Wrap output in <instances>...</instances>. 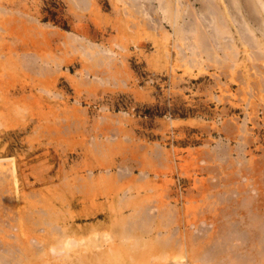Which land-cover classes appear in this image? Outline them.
Instances as JSON below:
<instances>
[{
    "label": "rangeland",
    "instance_id": "rangeland-1",
    "mask_svg": "<svg viewBox=\"0 0 264 264\" xmlns=\"http://www.w3.org/2000/svg\"><path fill=\"white\" fill-rule=\"evenodd\" d=\"M121 1L90 0L80 10L67 0H0V59L8 61L0 83L10 104L0 117V161L16 176L5 193L13 204L2 215L12 219L7 235L51 243L56 234L46 235L37 216L24 217L48 209L58 212L53 227L79 249H105L116 239V215L129 213L116 208L125 194L161 213L145 239L171 235L183 248L230 247L231 258L248 264L252 243L230 236L221 216L237 208L264 212V90L250 96L242 66L220 78L212 62H192L166 24V33L149 29ZM35 21L47 28L37 30ZM67 35L101 50L114 66L95 67L66 44ZM26 54L50 62L54 73L15 67ZM94 143L103 145L101 154L93 153ZM217 147L229 154L215 160ZM156 149L164 161L153 160ZM124 169L131 175L115 178ZM100 173L110 174L106 184L76 193L80 176Z\"/></svg>",
    "mask_w": 264,
    "mask_h": 264
},
{
    "label": "bare ground",
    "instance_id": "bare-ground-1",
    "mask_svg": "<svg viewBox=\"0 0 264 264\" xmlns=\"http://www.w3.org/2000/svg\"><path fill=\"white\" fill-rule=\"evenodd\" d=\"M67 1L80 10H87L90 4V0ZM121 2L124 3H122L123 5L127 6L132 14L138 15L142 20L144 19L143 21H146V25L149 29L166 33V24L177 41H180L182 46H187L185 50L187 49L190 51L192 62H194L193 60H199L197 58H203L208 62H212L218 70V76L220 78L226 74L228 70L231 71L238 66H242L243 69L247 71L244 80L249 87V91L252 93L250 96H252L254 92L261 94L264 90V0H122ZM2 10L3 9L0 7V13H2ZM35 23L37 30L42 27L47 28V26L38 24L37 21H35ZM68 35L63 37L66 40V44L69 45L74 52L77 51L87 61L90 59L89 62L92 61V65H97H94L97 68H99L98 66L110 67L113 65V61L107 58L101 50H97L96 47L94 48V46L86 43L87 41L85 42V40L81 38L78 39L76 36L73 37ZM179 51L181 54L183 52V47L181 49L180 46ZM51 60H53V58ZM43 61H45V58ZM6 62L8 63L7 59L4 63L0 59V68L2 65L5 66V64H7ZM49 63H42L38 55L26 54L22 56V58L20 57V61H17L18 65L16 64L17 66L15 67L37 76H42L43 74L50 76L49 72H53L50 68L53 65L50 66ZM250 71H253V73L251 74ZM229 74L230 76L232 75V73ZM84 76L85 75H82L81 78L83 79ZM0 90L3 95L2 100H0V117L3 118L9 112L10 104L7 101L6 95L8 91H6V86L3 83H0ZM262 111L264 115V109ZM228 127L230 130L233 129L232 126ZM93 145H95V143ZM102 146V144L100 145L97 143L94 148H92L95 150H93V153L95 152L97 155L101 154L102 151H104ZM227 152L226 148L217 147V150L215 149L212 152V157L215 160H220L229 154ZM152 157L154 161H160L159 159L164 161V157L161 158V151L159 152L157 149L153 150ZM1 165L0 161V264H57L55 263L57 261H54L57 260V258L61 259L58 264H187L185 261L181 262L186 258H188L192 264H247L246 261L248 259L246 261L242 259H239L241 261H236L238 258H231V254L228 253L230 247L219 249L216 252L210 247H205L204 249L200 247V249H196L195 246L191 245L189 248H183L180 243L181 246L179 244L176 245V241L171 235L162 238L156 237L153 238V240L147 239L150 238L149 236L145 239V235L150 232L151 224L156 219H159L158 216L161 213L158 210L157 212H159V214L156 216L153 215L152 206L147 204L142 205V203L139 204L133 197L126 196L125 194H122V197L117 200L116 208L117 206L120 210L122 207L128 208L129 213L125 216L116 215V222H113L115 230L113 234L116 236V239L113 243H108L109 245L105 249H94V251H92V249H86V247L79 249L75 245V241L73 239L71 240L69 236L67 237L68 234H66V232L59 231L57 230L58 228L53 227L54 223L59 219L57 218L59 217L57 216L58 212L55 213V211H53L49 214V212H47L48 209L47 211H44V209L36 210L37 212L35 211L34 213L33 211L32 213L29 211L30 213L28 212L29 214H27L26 212V216L24 217L31 220L32 217L30 215L37 216L38 219L41 220V228L45 227V229H42L46 235L52 236L51 233H53V235L56 234L54 236L58 238L54 237V241L50 243L46 240H39L38 242L34 240V242L33 239L32 241L29 238L26 240L25 237L24 240H22L19 236L12 237L13 235L10 234L11 232H9V236L4 228L7 225H5V221L7 220L11 223L12 219L7 218L8 216H4V218L7 219L3 221L2 215L5 210L6 212H11V208H13V204H11L12 200H8L9 197L6 198L5 193L8 192L7 190H9L11 184L16 185V176L13 168L3 170ZM126 171L128 174H126ZM129 173L131 175L129 170L124 169L122 173L115 174V178H121V176L123 177L125 174L129 175ZM109 175L108 173H105V175L100 173L97 178L93 174L80 176L79 179L77 178L79 184L73 185V187H76V193H85V191L88 190L93 191V189H95V184H99L100 186L104 185V183L106 184V181L110 180L108 179ZM99 185L97 187H99ZM89 194L92 195L91 193ZM98 195H101V193H98ZM244 203L246 202L244 201ZM241 204H243V202ZM118 208L117 210H119ZM112 210L115 211L116 209L114 208ZM222 214V221L224 220L228 226L229 224L231 226V230L229 229L228 231L233 232V234L231 233L230 236L233 237L237 234V239H248L252 243L251 247L255 250V253L251 259L249 258L250 262L255 260V262H253L254 264H264V212L260 210H248L247 208H243V210L237 208L227 212L225 211ZM33 218L34 220L32 221L36 222V217ZM9 219L11 220L9 221ZM13 221L15 222L16 220ZM20 221H22V219ZM26 223H28V221ZM32 224L34 225V223ZM32 224L31 227L33 229L35 227L36 229L38 225L33 227ZM13 229L15 232V228H12V230ZM223 238H225L224 235ZM66 251L69 253H66ZM250 256L252 255L248 257ZM250 262H248V264H250Z\"/></svg>",
    "mask_w": 264,
    "mask_h": 264
}]
</instances>
